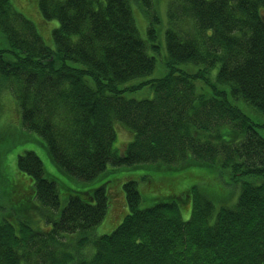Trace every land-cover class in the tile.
<instances>
[{"label":"trees","instance_id":"obj_1","mask_svg":"<svg viewBox=\"0 0 264 264\" xmlns=\"http://www.w3.org/2000/svg\"><path fill=\"white\" fill-rule=\"evenodd\" d=\"M15 1L34 20L0 0V116L14 110L0 146L16 119L61 171L100 182L61 197L38 154L19 151L0 264H264V0H168L165 20L158 0ZM117 124L131 132L123 152ZM127 166L184 185L141 204ZM103 217L117 222L98 233Z\"/></svg>","mask_w":264,"mask_h":264},{"label":"rangeland","instance_id":"obj_2","mask_svg":"<svg viewBox=\"0 0 264 264\" xmlns=\"http://www.w3.org/2000/svg\"><path fill=\"white\" fill-rule=\"evenodd\" d=\"M12 1L14 5H16L18 8H21L26 15H28L30 18L33 19V17L26 12L25 8L22 5L18 4L15 0H12ZM160 1L161 3L158 4L157 6L159 9V12L161 13L162 18L165 20V8H166L165 5L168 0H158V2ZM26 4L28 8L37 11V9L34 8L35 0H27ZM134 11H135L137 18L142 23H144V18L140 15L138 10L135 9ZM48 22L52 24L50 25V27L56 24L55 20H49ZM3 42L4 40L2 39L0 35V44H2ZM160 64H161L160 58L158 57L156 61V69H155L154 75L160 74ZM7 94L8 92H4L1 95L0 97L1 105L10 104L11 101ZM0 112H1V109H0ZM12 114H14V110L12 109V105H10L7 113H5L4 116L2 113V115L0 116V137L2 136L3 132H5L4 129L9 130L8 125L5 120L8 121V119L12 117ZM4 124L6 125L3 127ZM11 125H12V128H16V130L19 132V135L18 136H6V138L2 142V145L0 146V159L1 160L3 159L4 150L6 154L4 157V167H5V173H6L5 181L0 176V178L3 181V183L0 182V191H1V197H2V202L0 205L4 206L3 209H0V213H3L5 211H11L10 210L11 208H14V210H16V206H19V202H13V204H8L9 197L7 194H9L10 189H9V185L7 186L5 182L7 181V179L12 180L17 177L16 169H15V157H16V154L23 149H32L38 154V156L41 158L45 174L55 178L56 181L58 182L59 192H60L61 197H64L66 191L69 189H81V188H86V187H93L94 185L100 182V180L97 179L89 183H83L82 181L73 179L72 177H70L63 171H61L54 164V162L50 159L43 143L41 142V140L36 134L23 130L21 126L18 124V121L16 119H14L11 122ZM122 125L123 124H117L116 138L113 143V147H115V149L118 150V152H123L124 148L126 147L125 143H127V141L131 138L130 130L124 125L123 126ZM26 137H32L33 139L26 138ZM7 147H8V150L5 149ZM118 169L120 173L129 174L136 180V185L141 195V204L149 203L152 197H165L166 191L171 190V188L178 191L181 189V186L184 185V179L182 181L179 180L178 174H171L169 171L155 170L150 175L148 170H146L145 168L141 166H136V167L127 166V167L118 168ZM111 170L112 169L108 170L109 176L111 175ZM144 174H147L146 177H143ZM134 176L136 177L139 176V177L135 178ZM137 179H139V183ZM30 184L31 182L29 180L28 185ZM143 184H147L148 186H150V188L147 189L146 192L144 193L142 192V189H141V185ZM215 185H212L209 182L207 183L206 181L204 183V187L210 191L215 190ZM119 188L121 189V183H119ZM233 196H235L234 193H233ZM30 197H31V194H30ZM113 197L116 203L113 209L111 210V214L117 215L118 211L120 210L119 196L115 194L113 195ZM235 200H236V197L233 199V201L227 200V202L231 203V202H234ZM187 202L189 203L188 206H187ZM190 210H191V201H190V194H189L188 197L184 196L182 198V202L179 201L180 217L182 219H186L187 217H189ZM115 223L113 225L110 223L111 226L110 225L105 226V218L103 217L101 222L96 226V231L98 233L109 231L110 229H112Z\"/></svg>","mask_w":264,"mask_h":264}]
</instances>
